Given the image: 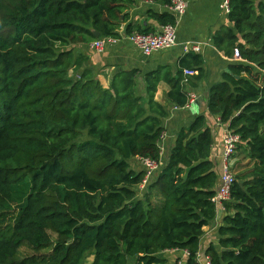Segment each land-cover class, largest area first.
<instances>
[{"label":"trees","instance_id":"obj_1","mask_svg":"<svg viewBox=\"0 0 264 264\" xmlns=\"http://www.w3.org/2000/svg\"><path fill=\"white\" fill-rule=\"evenodd\" d=\"M135 1L0 0V264H82L88 253L90 264H167L160 254L172 250L200 264L220 176L206 118L179 130L141 190L145 168L132 161L160 162L167 109L154 101L158 79L146 78V101L135 70L103 88L75 51L96 40L93 32L119 37ZM229 7L232 28L213 43L241 60L210 88L207 110L240 140L217 243L205 255L210 264H264V0ZM155 19L174 22L168 13ZM201 65L199 55L182 59L166 94L172 106L187 103L182 71L198 80Z\"/></svg>","mask_w":264,"mask_h":264},{"label":"crops","instance_id":"obj_2","mask_svg":"<svg viewBox=\"0 0 264 264\" xmlns=\"http://www.w3.org/2000/svg\"><path fill=\"white\" fill-rule=\"evenodd\" d=\"M186 2L185 13L177 17L169 9V5L161 3L136 0L126 11V19L119 28V37L124 35V28L131 24L132 32L154 34L160 31L162 25L155 19L156 15L163 13L170 14L176 21L177 45L165 51L154 52L144 56L137 48L126 40H121L117 45L106 48L101 53L90 49V44L77 46L76 52L86 56L85 66L93 70L96 78L103 88H108L114 74L121 71L135 70L138 94L146 101V78L158 79L154 101L167 109V116L162 120L165 138L160 143V167L168 160L171 149L174 146L177 134L180 129L188 127L195 117L203 115L206 118L207 126L213 136L210 159L220 167V156L222 151L221 137L226 126L219 122L217 117L211 116L207 110V98L210 88L222 82L226 75H231V67L240 61L218 51L213 43L215 34L231 29L232 24L228 19V13L220 9L222 0H184ZM239 42L241 37L237 35ZM185 45H196L199 52H184ZM230 52V51H229ZM188 54L199 55L202 60V76L188 79L184 84L185 94L195 96L196 100L189 108H176L166 100V94L170 89L169 80L174 78L181 68L182 59ZM244 76V75H243ZM182 78L183 73H182ZM236 79L239 77L235 76ZM132 166L142 165L139 159L132 161ZM135 169V168H134ZM223 211L219 210L215 223L204 229V236L201 238L198 260L205 264V250L211 243H217L216 230L221 223ZM161 258L167 260V264H175L185 260L182 251L172 250L160 254Z\"/></svg>","mask_w":264,"mask_h":264},{"label":"built area","instance_id":"obj_3","mask_svg":"<svg viewBox=\"0 0 264 264\" xmlns=\"http://www.w3.org/2000/svg\"><path fill=\"white\" fill-rule=\"evenodd\" d=\"M230 0H222L220 5V9L225 13H229ZM169 9L171 12L180 17L185 13L186 10V2L184 0H171ZM176 21L174 20L173 24L163 25L159 32L154 34H145V33H136L132 32L130 34H124L120 37H105L98 38L90 44V49L96 53L103 52L106 48L113 47L117 45L121 40H126L130 44H132L135 48H137L144 56H149L154 52L165 51L171 49L177 45V37H176ZM184 52H199V47L196 45H185L183 47ZM233 56L239 60V52L235 48L233 50ZM183 73V82L182 85L188 82V79L193 78L198 75V72L193 69H185L182 71ZM195 96L191 94H187V103L182 108H189L195 103ZM178 108V107H176ZM165 138V134L163 133L160 137V142ZM239 136L232 133L227 129H224L221 137V156H220V176H219V185L218 190L213 198V202L217 207V210L224 211L222 204L223 202L229 201L231 196V189L235 182V178L231 171L230 160L234 156L237 148V144L239 143ZM142 165L145 168L146 177L140 186V189H144L147 180L149 177L156 171L159 170L160 165L154 161L149 159H139ZM185 258L188 253L184 252ZM199 255L197 254V259ZM177 264H183L182 262H177ZM205 264H210V260L207 257L205 259Z\"/></svg>","mask_w":264,"mask_h":264},{"label":"rangeland","instance_id":"obj_4","mask_svg":"<svg viewBox=\"0 0 264 264\" xmlns=\"http://www.w3.org/2000/svg\"><path fill=\"white\" fill-rule=\"evenodd\" d=\"M236 154H237V153H235L234 156H236ZM234 156H233V157L231 158V160H230V165L233 164V166H234V164H235V162H236ZM242 163L244 164V162H242ZM133 168H135V169H139L138 166H133ZM92 259H93V257H92V255H91V253H88V254L86 255L85 259L83 260L82 264H90V262L92 261Z\"/></svg>","mask_w":264,"mask_h":264},{"label":"water","instance_id":"obj_5","mask_svg":"<svg viewBox=\"0 0 264 264\" xmlns=\"http://www.w3.org/2000/svg\"><path fill=\"white\" fill-rule=\"evenodd\" d=\"M93 35H94V37H95L96 39L99 38V34H98L97 32H93Z\"/></svg>","mask_w":264,"mask_h":264}]
</instances>
